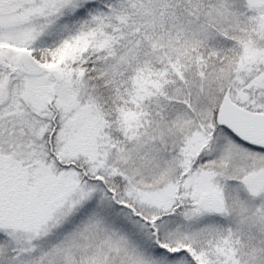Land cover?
I'll return each instance as SVG.
<instances>
[{"label": "snow or ice", "instance_id": "6c2138e0", "mask_svg": "<svg viewBox=\"0 0 264 264\" xmlns=\"http://www.w3.org/2000/svg\"><path fill=\"white\" fill-rule=\"evenodd\" d=\"M0 264H264V0H0Z\"/></svg>", "mask_w": 264, "mask_h": 264}]
</instances>
